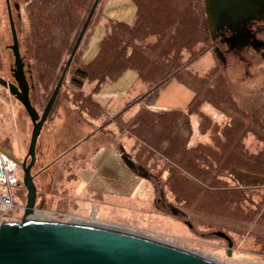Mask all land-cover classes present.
Returning <instances> with one entry per match:
<instances>
[{"label": "rangeland", "instance_id": "rangeland-1", "mask_svg": "<svg viewBox=\"0 0 264 264\" xmlns=\"http://www.w3.org/2000/svg\"><path fill=\"white\" fill-rule=\"evenodd\" d=\"M17 1L20 4L22 17L17 20L16 24H19V33L22 34V48L25 50L24 39L26 34H31V25L34 22L30 20L28 12V8L30 5H33V2L30 0ZM138 1L141 3L142 8L148 5V1ZM196 1L192 0V3L194 4ZM178 3L177 0H170L168 2V4L177 7L175 12H178L179 15L181 9H179ZM200 3L204 7V0L200 1ZM144 10H146L145 14L150 22V27H153L152 21L155 19V12L149 9H142L143 12ZM93 15H95V11ZM93 15L92 18H94ZM193 15H196V13H193ZM192 17L194 18L195 16ZM92 21L84 33V39L90 34L94 25ZM143 22V20L140 21L136 29L130 31L128 35L121 33V31L117 35L119 38L122 37V39L128 37L130 43H133V40L134 42L137 41L138 53H136V56L134 54V57L137 58L136 62L138 64L146 57L147 60L144 65V77L146 78L152 71H161L159 69L162 64L161 61L160 63L158 61L160 57H163V54H160L162 48H157V42L154 41L155 38H159L158 35L150 34L144 38L140 32L142 27L145 28ZM4 27L8 30L10 38L11 31L6 1L0 0V28ZM195 27L193 26V31L196 35H200L195 30ZM188 28L191 29V26ZM154 31L155 28L150 30L152 33ZM208 33L210 43L208 41V44L196 42L195 48L201 51L195 50L194 56L186 49H182L183 58L179 68L182 73L184 69L189 70L190 74H183L180 79L190 83L196 82L199 74L212 67L213 71L226 79V84L228 85L226 91L230 93L234 105L241 112V121L248 125L244 129L250 128L245 138H241V145L244 147L243 150L245 152L242 155L243 160L252 159L264 153L262 151L264 149V54L254 50H242L240 54L227 52L225 50L226 46L220 44L219 38L214 43L210 32ZM165 34L169 37L168 32ZM49 35L50 32L48 37ZM165 41L166 39L164 38L163 42ZM6 42L12 43V38ZM147 43L149 44L148 47ZM145 45L147 50L142 53L140 48ZM155 46L156 48L153 50ZM216 47H219L224 55L220 57L215 51ZM78 53L79 50H77ZM170 53L172 54V52ZM33 62L31 61L33 77L32 82H30V95L32 104L42 114L56 85H46L39 82L34 72ZM154 62L155 65H150L154 64ZM11 64H14V56L12 54L5 61V70ZM156 65H158L157 68ZM69 68L71 70V65ZM70 70L65 75L61 89L43 125L36 146L37 158L32 166L33 180L37 189L36 209L41 212L51 213L54 218L61 221H81L96 225L115 226L146 235L188 249L221 264H264V220H258V216L256 215L260 208L259 205L263 194L259 195L254 188L253 190H242L244 193L243 198L246 200L238 205L239 209L233 211L229 220L230 229H216L198 223V221L194 220L197 211L192 209L188 216L177 207L178 203L171 193L172 190L169 189L168 191V188L164 186V181L168 176L167 170L164 169V160L158 158V154H155V159H151L149 162V167L151 168L149 170L136 161L130 154L131 151L135 156L136 153L145 151V147L148 151L141 154L147 156L152 153L151 147L149 148L146 145L148 136L142 128L140 116H137L145 109V104L143 105L144 107L141 104H135L139 94L145 91L143 84L141 82L137 83L135 89L122 102L123 104L121 103L122 105L114 107V109H102L93 105L88 97H84L81 91L71 85ZM6 73L4 74L11 76L7 70ZM197 84L200 87L208 86V84L205 85L203 82H197ZM93 86H86V89ZM163 89L159 90L156 101L161 96ZM181 90L187 92L188 97L186 93H183L173 101L182 100V102H186L193 97L191 88L174 79L163 92V98L173 99L179 95ZM202 90L201 93L204 96L201 95L200 98H208V95H205L207 89ZM94 91L96 90L94 89ZM78 98L79 102H77ZM221 108V110H216V108L212 110L211 116L212 114H218V117L212 116L213 126L208 129L207 135H200V130L198 131L197 126L194 125L195 122H192L193 136L190 142H188L189 147L196 144L199 140H202L206 144H217V141L226 142L222 130L225 129V126H235L234 121L237 112L225 110L224 105ZM150 109L161 112L166 110L153 108L151 105ZM183 119L185 121V118ZM216 126L217 130L215 129ZM32 130V120L22 102L0 84V146L14 157L23 161L28 153ZM186 131L184 129L181 130V135L184 133L187 135L188 132ZM237 133L238 136L240 130H237ZM79 145H82L83 151L78 147ZM105 146H115L118 148V151L120 147H123L122 149L129 153L145 171V175H140L145 182V186L141 187L140 185L139 188L134 189L132 195H130V192L126 195L127 197L120 196L117 198L110 194H102L91 189L88 183H96L99 180L93 172H85V169L93 171L88 158L95 151L94 149ZM91 147L94 149L92 148V150ZM14 157L12 158L14 159ZM82 157H84V160L81 159ZM29 162L30 157L27 163ZM16 163L18 184L14 188L13 194L15 208L8 214L9 217L6 221L20 220L23 216L27 200V188L23 182L24 171L17 161ZM117 164V157L110 159L106 174L111 180L116 176L114 180L120 181L118 178L122 172ZM120 164L128 172L124 165ZM234 169L239 168L232 167L231 171H229V176L224 179L229 187H264L241 184L237 178L231 175ZM83 172L85 173L81 176ZM112 172L114 175H112ZM70 175L71 177H68ZM162 185L165 187V190L162 188ZM173 207L177 208L180 212L178 214L173 213ZM217 207V204L213 206L214 209ZM261 214L262 211L259 212V216ZM200 217L201 215H197L199 222L203 216ZM45 219L53 218L45 217ZM218 230L226 232L232 238L233 245L231 251L229 250L228 241L215 234Z\"/></svg>", "mask_w": 264, "mask_h": 264}, {"label": "trees", "instance_id": "trees-1", "mask_svg": "<svg viewBox=\"0 0 264 264\" xmlns=\"http://www.w3.org/2000/svg\"><path fill=\"white\" fill-rule=\"evenodd\" d=\"M30 1L33 2V5L28 8L29 18L34 22L31 25V34H26L24 39L25 51L28 58L34 61V72L38 81L55 86L67 63L68 58L66 59V57H69L73 50L94 0ZM102 1H99L95 13ZM145 1H148V5L142 8L141 3L135 0L138 11L132 24L113 20L105 22L106 34L100 42L97 55L89 63L81 60L84 38L81 40L77 49L79 53L77 54L76 51L71 62V70L69 68L71 85L81 91L84 97H88L93 105L101 108L94 100V95L101 85L107 81L116 80L128 68L137 70L139 82L145 87V91L139 94L137 102H135V104H141L142 107L145 106V109L137 116H140L142 128L148 136L146 145L151 147L152 153L147 156L141 154L148 151L146 147L145 151L138 152L141 156L138 153L134 156L130 151L133 158L150 170L149 162L151 159H155V154H158V158L164 160V169L168 173L164 186L168 188V191L172 190L171 193L178 203L177 207L188 216L192 209L197 211L194 220L202 225L216 229H230L229 220L233 211L239 209L238 205L246 200L243 198L242 190H253V188L259 195L263 194L256 215L258 220H264V187L232 188L224 181L229 176L232 167L264 174V153L252 159L243 160L242 155L245 152L241 145V138H245L250 128L244 129L248 125L241 121V112L234 105L230 93L226 91L228 88L226 79L213 71V67L199 74L196 82L190 83L180 79L183 74H190L189 70L184 69L182 73L179 68L183 58L182 49H186L194 56L195 50L201 51L195 48L196 42L207 43L208 41L210 43L204 7L200 3L202 0H197L194 4L192 0H177L179 2L177 5L181 9L179 15L178 12H175L177 7L168 4L170 0ZM142 9L155 12L156 16L152 21L153 27H150L148 17L146 18V10L143 12ZM142 20L145 28L142 27L140 32L144 38L150 34L158 35L159 38H155L154 41L157 42V48H162L160 54H163L159 61L156 60L159 63L161 61L162 65L160 69L158 68L161 71H152L146 78L144 77L146 57L139 62L140 64L134 57V54L136 56L138 53L137 41L133 40V43H130L128 37L122 39L117 35L120 31L128 35L130 31L136 29L137 24ZM189 26L191 29L188 28ZM193 26H196L195 30L200 35H196ZM152 28H155L153 33L150 32ZM166 32L169 33V37L165 34ZM164 38L165 42H163ZM146 45L148 47L149 44ZM146 45L140 48L142 53L147 50ZM155 48L156 46L153 50ZM150 65H155V62ZM157 67L158 65H156ZM174 79L187 85L193 91V97L187 106L184 109H166L162 112L150 109V105L156 102L159 90ZM197 82H203L208 86L200 87ZM89 85H94L91 91L86 89V86ZM202 89H207L205 95L207 94L208 98H200L201 95L204 96L201 93ZM77 102H79V98ZM222 105L225 110L237 112L235 126H225V129L222 130L226 142L217 141V144H206L199 140L189 147L188 142L193 136V119L197 121L200 135H207L208 129L213 126L211 112L215 108L221 110ZM183 129L187 130V135L186 133L181 135L180 131ZM215 129H218L217 126ZM237 130H240L238 136ZM164 186L162 185V188L165 190ZM215 204L218 206L216 209L213 208ZM260 211L262 214L259 216ZM197 215L203 216L200 222Z\"/></svg>", "mask_w": 264, "mask_h": 264}, {"label": "water", "instance_id": "water-1", "mask_svg": "<svg viewBox=\"0 0 264 264\" xmlns=\"http://www.w3.org/2000/svg\"><path fill=\"white\" fill-rule=\"evenodd\" d=\"M99 1L94 0L42 114L31 102L30 83L27 82L24 73L21 79L18 78L19 82H8L0 77V84L8 87L9 91L22 102L33 123L28 153L23 161L0 146L22 166L23 182L27 188L22 218L4 221L0 225V264H221L180 246L115 226L33 217L37 210V189L32 166L37 158L38 138ZM204 13L214 42L222 30H240L243 24L251 20L263 19L264 0H204ZM12 26L14 32L13 22ZM15 44L17 61L19 57L17 37ZM215 51L218 53L219 48L216 47ZM218 54L221 57V53ZM29 157L30 162L27 163ZM121 158L129 168L145 175L143 168L129 153L124 151ZM172 212L178 214L180 211L173 207ZM215 234L228 241L231 251L233 245L231 237L222 230L216 231Z\"/></svg>", "mask_w": 264, "mask_h": 264}, {"label": "crops", "instance_id": "crops-1", "mask_svg": "<svg viewBox=\"0 0 264 264\" xmlns=\"http://www.w3.org/2000/svg\"><path fill=\"white\" fill-rule=\"evenodd\" d=\"M137 11L138 5L135 0H103L93 18L92 22L94 25L90 31V34L85 37L84 41L82 42L81 60L89 63L97 55L100 49V42L106 34L105 22L107 20L132 24L136 18ZM137 83H139L138 71L133 68H128L116 80L107 81L102 84L94 95V100L102 109H114V107L116 108L123 104L122 102L127 99L128 95L135 89ZM170 84L171 81L164 87L161 96L158 98L155 104L151 105L153 108L155 107L159 109L170 110L184 109L187 106L191 99L186 102H182V100L173 101L183 93H186L188 97V93L184 92V90H181L179 95L173 99L163 98V92L167 89V87H169ZM92 88L87 90L91 91ZM193 121L195 122L194 125L197 126V121L195 119H193ZM78 147H80L82 151L84 150L82 145H79ZM93 147H91V149ZM122 148L120 147L119 151L115 146L97 147L96 149L93 148L95 151L88 158V160L91 162L93 171L85 169V172H93V174L97 175L96 177L99 181L96 183H88L91 186V189L102 194H110L117 198L120 196L125 197L130 192V195H132L134 189L139 188L140 185L142 187L145 184L143 178L140 176L141 174L129 168L122 160L121 155L124 152V149ZM115 157L118 159L117 165H119V169L122 172L118 178L120 181L114 180L116 179V176H114L112 178L113 180H111L106 174L109 160L114 159ZM83 158L84 157L81 159ZM120 163L124 165L128 172L124 170L122 166H120ZM85 172H83L81 176H83ZM112 175H114L113 172ZM231 175L237 178L241 184L249 186H264V174L253 173L242 169H234L232 170ZM68 177H71V175ZM142 182L143 184H141Z\"/></svg>", "mask_w": 264, "mask_h": 264}, {"label": "flooded vegetation", "instance_id": "flooded-vegetation-1", "mask_svg": "<svg viewBox=\"0 0 264 264\" xmlns=\"http://www.w3.org/2000/svg\"><path fill=\"white\" fill-rule=\"evenodd\" d=\"M5 1L8 20L10 23L11 37L9 38V33L6 27L0 28V77L6 79L8 82H19L18 78L21 79V76L24 73L27 82L30 83L32 82L33 77L32 64L26 54V51L22 48V34L19 33V24H16L17 20L21 19L22 17L20 12V4L17 0H13V2H11V0ZM12 22L14 25V32ZM263 34L264 18L255 19L243 24L240 30L232 31L230 29H225L220 31L217 34L214 43H216L217 39L219 38L220 44L226 46L225 50L227 52H235L240 54L242 50H254L256 52H261L262 54H264V43L261 42L264 41ZM15 37H17L18 39L19 47V57L17 61L14 47L16 45ZM11 38L12 43L6 42ZM218 53L224 55L220 51V48ZM11 54L14 56V64H11L9 68L6 69L7 72L11 75L9 76L4 74L6 73L5 61L11 56ZM5 89L9 90L8 87H5Z\"/></svg>", "mask_w": 264, "mask_h": 264}, {"label": "built area", "instance_id": "built-area-1", "mask_svg": "<svg viewBox=\"0 0 264 264\" xmlns=\"http://www.w3.org/2000/svg\"><path fill=\"white\" fill-rule=\"evenodd\" d=\"M213 117H218V114H214ZM0 148V225L6 221L9 217V213L15 208L14 202V188L18 184V178L16 177V161L4 153ZM39 215L40 218L50 217L55 220L51 213L41 212L36 210L35 215Z\"/></svg>", "mask_w": 264, "mask_h": 264}, {"label": "bare ground", "instance_id": "bare-ground-1", "mask_svg": "<svg viewBox=\"0 0 264 264\" xmlns=\"http://www.w3.org/2000/svg\"><path fill=\"white\" fill-rule=\"evenodd\" d=\"M0 148H1V147H0ZM1 149H2V148H1ZM2 150H3V149H2ZM3 151H4V150H3ZM5 152H6V151H5ZM5 152H4V153H5ZM6 153H7V152H6ZM6 153H5V154H6ZM7 154H8V153H7ZM7 154H6V155H7ZM8 155H9V154H8ZM33 217H35V218H38V217H39V218H40V216H39V215H37V214H36V215L34 214V216H33ZM43 219H44V218H43ZM76 222H77V221H76Z\"/></svg>", "mask_w": 264, "mask_h": 264}]
</instances>
